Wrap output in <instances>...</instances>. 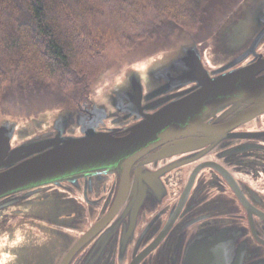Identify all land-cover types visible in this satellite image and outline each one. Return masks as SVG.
Returning a JSON list of instances; mask_svg holds the SVG:
<instances>
[{
    "label": "flooded vegetation",
    "instance_id": "flooded-vegetation-1",
    "mask_svg": "<svg viewBox=\"0 0 264 264\" xmlns=\"http://www.w3.org/2000/svg\"><path fill=\"white\" fill-rule=\"evenodd\" d=\"M230 32L232 56L225 48L216 66L209 64L208 46L200 45L211 71L244 55L238 68L264 61V21L257 28L239 25ZM252 40L254 47H248ZM152 71L135 73L149 109L167 97L165 104L186 96L180 93L191 84L174 90L180 80H158L160 75ZM131 76L113 87L132 88ZM258 76H264V70ZM111 89L101 94L89 87L77 90L57 113L72 112L62 126L66 133L81 135L96 125L117 136L127 134L138 121H130L134 116L129 112L115 111ZM127 90L122 92L126 97ZM102 107L107 119H101ZM38 114L42 119L29 118L25 131L54 126L55 113ZM206 123L201 131L169 140L134 164L131 181L143 178L138 188L146 190L147 198L132 211H127L128 203L118 210L123 179L111 169L82 171L1 199L0 244L10 239L12 247L0 248V264H62L70 253L69 264H180V254L213 225L229 226L264 254V104L236 102L217 109ZM88 233L90 240L80 246ZM19 237L35 245L34 251L16 252L12 239Z\"/></svg>",
    "mask_w": 264,
    "mask_h": 264
},
{
    "label": "water",
    "instance_id": "water-1",
    "mask_svg": "<svg viewBox=\"0 0 264 264\" xmlns=\"http://www.w3.org/2000/svg\"><path fill=\"white\" fill-rule=\"evenodd\" d=\"M254 16L259 17L258 21ZM263 21L264 0H243L227 15L212 37L206 53L211 64L216 66L221 62L225 48L229 57L232 56L231 30L246 24L257 28ZM177 37L178 40L164 54L168 58H158L149 69L131 68L125 73V77H133L132 88L127 90L121 86V90L118 85L117 89H111L117 99L115 111L129 112L134 116L130 121H138L123 136H117L113 130L100 131L96 125L89 126L81 135L67 134L62 126L66 114L72 112L56 113L54 126L47 131L35 126L33 132H29L24 130L26 121L20 122L7 112H1L0 200L82 171L111 169L119 171L123 179L118 210L128 203L127 211L129 208L132 211L147 198V195L143 196L147 187H143L145 191L138 188L139 183L144 185L143 178L136 184L131 181L132 167L141 157L169 140L193 135L206 128V122L219 108L244 101L264 104V76H258L264 70V61L238 68L246 57L244 55L218 71H211L195 36L183 29ZM253 41L247 46L254 47ZM151 70L160 75L158 80H180L174 90L191 84L189 89L180 93L186 96L165 104L169 100L167 97L166 101L159 100L149 109L143 103V89L137 84L135 73ZM216 72L223 74L213 77L212 73ZM124 90H127V97L122 94ZM101 110V119H107L104 115L107 109L102 107ZM31 116H34L31 119H42L39 114ZM207 230L196 238L187 253L180 254V264H264V254L257 245L253 248L244 243L241 235L229 226L213 225ZM89 233L82 238L80 246L90 240ZM72 256L68 254L62 264H69ZM93 256L91 253L89 259Z\"/></svg>",
    "mask_w": 264,
    "mask_h": 264
},
{
    "label": "trees",
    "instance_id": "trees-1",
    "mask_svg": "<svg viewBox=\"0 0 264 264\" xmlns=\"http://www.w3.org/2000/svg\"><path fill=\"white\" fill-rule=\"evenodd\" d=\"M202 0H0V115L10 84L90 85L110 41L200 32Z\"/></svg>",
    "mask_w": 264,
    "mask_h": 264
},
{
    "label": "rangeland",
    "instance_id": "rangeland-1",
    "mask_svg": "<svg viewBox=\"0 0 264 264\" xmlns=\"http://www.w3.org/2000/svg\"><path fill=\"white\" fill-rule=\"evenodd\" d=\"M242 2L243 0H202L203 21L200 32L193 33L190 31L199 44H206L209 49L212 37L216 34L218 27L225 21L228 13L237 8ZM180 31L175 36L168 37L159 30L150 29L144 39L133 44L110 41L105 52L102 71L90 81L89 86L81 84L79 87L66 91L43 83H31L25 86L10 84L4 90L1 112H7L8 115L18 118L20 122H25L34 117L31 114L58 113L72 102V97L78 94L79 90L85 87H89L92 93L97 91L101 94L104 90L113 88L117 82L121 81L129 69L146 70L157 63L158 58H168V55L164 54L171 48L172 43L178 40L177 36ZM209 64L212 65L210 61ZM22 230L27 231L28 228L22 227ZM40 235L48 236L46 233H40ZM12 240L15 242L16 252L20 255L23 252H33V248L36 247L26 242L23 237ZM9 241L11 240L9 239ZM9 241L0 244V248L12 247L9 245Z\"/></svg>",
    "mask_w": 264,
    "mask_h": 264
}]
</instances>
